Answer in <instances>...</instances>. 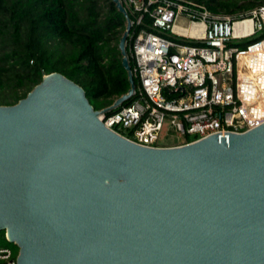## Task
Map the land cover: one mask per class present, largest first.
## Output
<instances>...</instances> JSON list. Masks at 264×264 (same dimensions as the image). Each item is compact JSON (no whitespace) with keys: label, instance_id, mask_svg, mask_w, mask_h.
<instances>
[{"label":"water","instance_id":"1","mask_svg":"<svg viewBox=\"0 0 264 264\" xmlns=\"http://www.w3.org/2000/svg\"><path fill=\"white\" fill-rule=\"evenodd\" d=\"M118 50L132 99L126 56ZM58 73L0 106V232L17 264H264V124L173 148L107 129Z\"/></svg>","mask_w":264,"mask_h":264},{"label":"built area","instance_id":"2","mask_svg":"<svg viewBox=\"0 0 264 264\" xmlns=\"http://www.w3.org/2000/svg\"><path fill=\"white\" fill-rule=\"evenodd\" d=\"M119 2L137 25L144 16L151 24L131 47L138 97L114 113L98 111L107 129L159 149L165 127L163 137H183L180 147L264 124L263 7L242 18L212 14L188 0ZM257 35L263 37L246 49L235 46ZM16 258L0 248V264H17Z\"/></svg>","mask_w":264,"mask_h":264},{"label":"trees","instance_id":"3","mask_svg":"<svg viewBox=\"0 0 264 264\" xmlns=\"http://www.w3.org/2000/svg\"><path fill=\"white\" fill-rule=\"evenodd\" d=\"M188 1L212 14L242 18L264 8V0ZM116 10L111 0H0V106L16 105L52 73L81 87L95 111L125 95L128 76L118 50L125 19ZM128 18L134 22L130 14ZM150 24L147 16L140 25L134 22L125 46L136 96L110 113L138 97L140 85L131 47L136 35ZM262 37L257 35L235 46L243 50ZM0 248L18 255V247L7 242L3 231Z\"/></svg>","mask_w":264,"mask_h":264},{"label":"rangeland","instance_id":"4","mask_svg":"<svg viewBox=\"0 0 264 264\" xmlns=\"http://www.w3.org/2000/svg\"><path fill=\"white\" fill-rule=\"evenodd\" d=\"M235 43H241V42H235ZM166 129H167L166 127L163 129V132H162L161 137H160V142L158 144V145L162 146V148L176 147V146H179L181 143L184 142L183 137H181L178 134H174L173 136H171L169 138L163 137L162 135H164V132Z\"/></svg>","mask_w":264,"mask_h":264}]
</instances>
